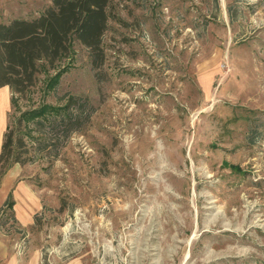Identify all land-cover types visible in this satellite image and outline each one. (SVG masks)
Masks as SVG:
<instances>
[{"label": "rangeland", "instance_id": "374dc122", "mask_svg": "<svg viewBox=\"0 0 264 264\" xmlns=\"http://www.w3.org/2000/svg\"><path fill=\"white\" fill-rule=\"evenodd\" d=\"M49 4L0 0V24ZM107 12L99 68L73 40L24 96L0 98L29 157L3 173L17 166L11 186L31 206L27 224L3 225L18 260L264 264V0H109ZM68 95L88 120L66 138L45 127L37 150L19 113Z\"/></svg>", "mask_w": 264, "mask_h": 264}, {"label": "trees", "instance_id": "16d2710c", "mask_svg": "<svg viewBox=\"0 0 264 264\" xmlns=\"http://www.w3.org/2000/svg\"><path fill=\"white\" fill-rule=\"evenodd\" d=\"M108 3L109 0H50L36 17L1 23L0 86L6 85L16 96H24L40 70L54 69L67 56L73 40L87 49L91 68H99L103 62L101 37L108 19ZM60 73L57 69L46 78V91L55 87ZM85 106L86 102H80L79 97L68 95L60 105L41 103L23 110L16 121L27 128L29 136L31 131L36 134V149L43 150L50 145L44 128L59 129L66 138L88 120L93 108L88 105L84 112ZM27 154L22 136H15L6 125L0 144V178L11 164L27 162ZM11 206L8 195L0 206V230L5 234L8 228L3 229V225L7 219H14Z\"/></svg>", "mask_w": 264, "mask_h": 264}, {"label": "crops", "instance_id": "0c3cea01", "mask_svg": "<svg viewBox=\"0 0 264 264\" xmlns=\"http://www.w3.org/2000/svg\"><path fill=\"white\" fill-rule=\"evenodd\" d=\"M9 91V88L6 85L0 86V98H4V100L7 99ZM5 127L6 125L3 123V119L0 115V144ZM17 170V166L13 165V167L10 170H7V173L0 178V206L8 195L11 196L12 214L15 216L16 220L19 221V223L27 224L30 221L31 206L25 200L21 204L18 203L17 196L25 193L24 191L22 192L20 188H12L11 186ZM9 237L10 236L8 234H5L0 230V264H30V262H26L21 255L19 257L20 260H18L14 248L9 244Z\"/></svg>", "mask_w": 264, "mask_h": 264}]
</instances>
